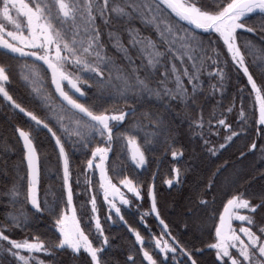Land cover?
<instances>
[{"label": "snow or ice", "instance_id": "6c2138e0", "mask_svg": "<svg viewBox=\"0 0 264 264\" xmlns=\"http://www.w3.org/2000/svg\"><path fill=\"white\" fill-rule=\"evenodd\" d=\"M134 17L154 29L156 38L143 36L139 29L132 27ZM252 17L257 19L249 23ZM242 32L264 33V0H33V3L0 0V53L18 59L34 58L33 64L26 65L31 70L34 85L43 79L36 62H43L51 71V84L58 93L54 99L42 84L33 88L30 100L43 113L37 115L10 94L5 86L9 76L5 67L0 65V98L7 106L24 114L30 129L16 127L26 161V191L22 185L13 183L10 195L15 203L23 191L24 200L33 210L28 213L22 206L19 212L7 214L8 222H0V264H46L39 253L63 248L75 254L86 253L89 257L86 264H112L106 254L110 246L109 236L105 234L97 205V194L101 191V206H107L105 222L112 221L115 216L126 225L134 234L138 251L143 252L147 264H181L182 260L187 264H202L172 235L169 224L161 217L154 184L148 185L150 205L143 209L139 204L143 199L142 182L128 176L119 180V184L131 194L130 199L112 183L105 162L109 159V152L116 150L114 145L121 141L130 150L131 161L137 169L145 166V152L151 151L156 142L172 147L169 144L172 129L167 119L172 104L188 101L189 96L201 95L205 84L210 89L208 95H219V103H222L225 84L230 83L233 68L246 77L240 91L250 85L251 116L242 96L234 121L230 122L229 114L236 107L235 99L219 113L213 109L207 121L201 112L194 126L202 128L207 123L209 135L213 125L226 132L221 137L222 143L211 144L210 140H204L207 151L213 156L228 146L234 137L247 135L249 120L257 135L264 139V36L257 45L247 37L242 38ZM122 33L127 34V44L121 38ZM110 49L119 55V62L117 56L110 54ZM256 53H259L258 59ZM250 68L257 69L259 76H254ZM192 107L202 109V105L194 102ZM143 108L148 111L141 112L140 116L152 117L147 124L136 117L137 110ZM217 115L221 118L216 119ZM130 117L136 122L123 132L117 131ZM42 132L54 139L58 150L57 164L62 169L61 188L51 201L47 197L41 201L38 196L41 164L47 159L38 151ZM134 132L142 134L143 147L132 135ZM199 135L203 139V131ZM216 135L220 136V132L217 131ZM97 140L103 143L91 148V157L87 159L82 175L85 177L84 189H91L93 169H98L99 186L90 199L86 198L90 209L81 205L77 216L73 203L71 157L77 150L87 151ZM247 148H259L264 154V143L258 145L255 139ZM244 154L241 152V157ZM171 156L182 157V152L173 148ZM221 170L217 169L214 176ZM114 171L120 175L123 169ZM171 171L172 178L165 181L169 186L181 179L179 166H174ZM75 184L77 188L81 187L79 176ZM217 191L215 179H210L203 192L198 194L204 198L197 200L200 209L206 210L213 205L212 211L201 215L211 220L215 229L213 243L208 245L209 249L215 250V264H229V261L230 264H264V212H261L264 210V191L256 202L238 192L223 204V211H219L217 197L212 195ZM122 208L139 211L138 222L148 232L147 239L128 223ZM258 212L261 213L259 221L256 219ZM45 214L53 221L57 239L46 244L38 237L12 238L13 229H26ZM150 215L161 226L158 236L147 223L146 217ZM187 215L191 216L192 211ZM234 217L241 222L239 229L232 227ZM81 221L85 222V227H81ZM89 234L98 243L94 244ZM146 243L154 246L156 255L145 248ZM25 250L27 255L23 254ZM126 264L137 262L129 255Z\"/></svg>", "mask_w": 264, "mask_h": 264}, {"label": "trees", "instance_id": "16d2710c", "mask_svg": "<svg viewBox=\"0 0 264 264\" xmlns=\"http://www.w3.org/2000/svg\"><path fill=\"white\" fill-rule=\"evenodd\" d=\"M28 3H33V0H27ZM257 17H252L249 23L255 21ZM115 24L116 21H113ZM186 24V22H185ZM132 27L140 30L143 36H152L154 39L155 31L152 28L146 27L138 17L132 20ZM118 31V29H113ZM264 33L259 35L256 33L242 32V38L247 37L259 45L261 37ZM121 38L125 44L128 42L126 33L121 34ZM215 39V37H212ZM204 39H208V35H204ZM226 52V49L223 50ZM110 54L117 56L119 62V55L114 49H110ZM256 58H259V53H256ZM225 58V57H222ZM251 59V57H249ZM34 63V59H18L12 56H5L0 53V65L5 67L9 76V81L6 83V88L13 95L19 103L29 110L36 111L37 115H43L36 108V105L30 100L33 93L32 73L29 67ZM40 77H42V87L53 96L55 99L58 95L55 93L54 86L51 84V74L48 69L41 63L36 62ZM254 76H259V71L255 68H250ZM232 76L230 83L225 84L226 92L222 103H219L221 97L219 95H208L210 89L205 84L201 95L193 98L189 96L188 101H180L172 104V110L168 114V122L171 124L172 138L169 139L168 144L156 142L151 151H146V164L142 168H135L131 161V153L126 143L121 141L118 145H114L115 151H111L109 159L107 160L108 172L112 179L119 182L124 176H128L134 180L142 182V205L144 208H149L150 201L147 195L148 185L154 184V191L156 193L157 206L160 209L161 217L169 224V230L172 235L176 236L181 243L185 244L193 252V257L202 264H215V250L209 249L208 245L213 243L215 229L212 227V221L206 220L201 215L202 212L212 211L213 205H209L208 209H200L197 204L198 199L204 197L198 195L203 192L205 186L210 179H215L218 191L212 193L217 197L216 205L219 211H223V204L232 196L239 193H245V198L257 201L259 194L264 191V154L259 151L248 149L247 146L255 139L259 144L264 143L252 127V122L249 120L247 135H239L234 137L233 141L228 146L217 152L215 156L211 155L204 145V140H210L211 144L222 143L221 137L226 134L222 129L216 128L213 125L211 135H209V126L205 123L202 128L195 127L194 122L203 113L205 121L209 119L210 113L213 109L217 113L223 111L235 99L236 107L230 115V122L234 121L238 114L240 106V97H245L246 110L251 116L252 97L248 95L250 85L240 91V86L245 84L246 77L242 73L237 72L235 68L232 69ZM27 77V79H26ZM88 79V77H85ZM31 80L32 82H29ZM259 82V81H258ZM187 83V82H185ZM171 86V85H170ZM87 90V88L85 89ZM189 92L191 89L189 88ZM202 105L201 108H193L192 103ZM123 103L122 101L120 102ZM156 105H153L155 108ZM147 108L138 109L136 117L143 120L145 124L148 123L150 116H140L141 112H147ZM221 118L219 115L216 119ZM27 118L19 110H15L0 98V222H8L7 214L19 212L23 206L28 213H32V208L24 200L23 191L18 200L13 203V198L10 195L12 184L22 185L23 190L26 191V161L23 159L22 142L18 138L16 127H24L26 131L30 130L25 123ZM135 118H128L123 127L117 131H125L129 125L134 124ZM203 131V139L199 135ZM220 132V136L216 132ZM136 136L137 142L143 147L142 134L132 133ZM174 138V143L172 139ZM151 139V138H150ZM38 151L41 152L47 159L42 160L41 164V182L39 185L38 196L43 201L45 197L51 201L54 194H57L61 188L62 169L57 164V152L54 139L47 132H42L38 141ZM99 144L98 140L90 145L87 151L77 150L72 154V168H73V202L77 208V215H80L81 205L90 209L87 204V199H90L91 194L96 193L98 188L99 178L97 176L93 179V190L84 189L85 177L82 173L86 169L87 159L91 157V148ZM211 144L208 147H211ZM175 148L182 152V157L173 158L171 156L172 149ZM245 153L241 157L240 153ZM174 166H179L181 169V179L179 183H174L169 186L165 183L166 180L171 179L173 173L171 169ZM114 169H123L120 175ZM217 169H222L218 175L214 176ZM135 173V175H134ZM80 177L81 187L77 188L75 184L76 177ZM87 198V199H86ZM103 196L101 192L97 194V205L101 215V222L104 224L105 234L109 236L110 246L107 249V258L112 264H126L127 257L132 255L136 259L137 264H147L143 260V252L139 250V244L135 242L134 234H132L128 227L123 223H113L112 221L105 222L104 216L107 211V206L103 205ZM192 211V215L187 213ZM264 212V210H261ZM125 219L128 223L141 232V235L148 238V232L145 231L144 226L139 223V213L131 211L124 212ZM261 213H256V219L259 221ZM147 223L151 226L152 231L158 236L161 232V226L153 216L146 217ZM219 216L217 214V221ZM38 222H33L28 225L26 229H13L11 235L13 239H39L45 240L48 244L49 240H55L58 233L52 228L53 221L47 217L37 218ZM188 225L187 229L185 225ZM240 224V221L238 222ZM81 227H85V222L81 221ZM87 232V228H85ZM255 231V229H254ZM89 238L93 239V243H98L94 237L89 234ZM167 238V237H165ZM145 248L156 255L154 246L152 244H145ZM199 250V251H197ZM27 255V250L23 252ZM41 259L46 264H86L89 257L86 253L75 254L68 248L52 249L51 253H39ZM158 259L162 257H157ZM14 264V262H10ZM181 264H187V261H181ZM230 264V261H229Z\"/></svg>", "mask_w": 264, "mask_h": 264}, {"label": "rangeland", "instance_id": "374dc122", "mask_svg": "<svg viewBox=\"0 0 264 264\" xmlns=\"http://www.w3.org/2000/svg\"><path fill=\"white\" fill-rule=\"evenodd\" d=\"M26 2H28L27 0H26ZM15 14V13H14ZM10 29H11V25H9L8 26ZM11 30H14V29H11ZM29 82H32L31 80H29ZM39 85H41V81L40 80H37V83H36V85H34V87L35 86H39ZM68 85H67V83L65 82V89L66 90H68ZM98 143L99 144H101V143H103L102 141H99L98 140ZM97 145H95V147H96ZM110 153H111V151L109 152V155H110ZM105 164H106V168H107V174H108V176L110 177V178H112L111 176H110V174H109V172H108V167H107V161L105 162ZM93 175L91 176V180L93 181V179H94V177L95 176H97L98 178H99V171H98V169H93ZM112 183L113 184H116L117 185V187L118 188H120L121 189V191H124L125 192V194L126 195H128L129 196V198L131 199L132 197H131V194H129V193H127V190L125 189V188H123L120 184H119V182H116V181H114L113 179H112ZM92 190H93V188H91ZM101 194H102V196H103V192L101 191ZM91 198V197H90ZM118 199V198H117ZM74 203V202H73ZM139 204H142V200H140L139 201ZM143 206V205H142ZM143 209H147V208H144V206H143ZM125 211H129V210H127L126 208H122V212H125ZM133 211H135V208H133V210L131 211V212H133ZM236 211H239V212H241V213H244L245 212V210H243V209H237ZM135 212H137V213H139V211H135ZM247 214H251V213H247ZM78 216V215H77ZM112 222L113 223H122V222H120V221H118V219L114 216L113 217V220H112ZM238 222H239V220L238 219H236L235 217L232 219V227L233 228H236V229H239V227H241V222H240V224H238ZM70 223V222H69Z\"/></svg>", "mask_w": 264, "mask_h": 264}, {"label": "water", "instance_id": "95a60500", "mask_svg": "<svg viewBox=\"0 0 264 264\" xmlns=\"http://www.w3.org/2000/svg\"><path fill=\"white\" fill-rule=\"evenodd\" d=\"M32 59H34V58H32ZM39 63H41L43 66H45L46 68H47V65H45V64H43V62H39ZM49 72H50V74H51V71L50 70H48ZM54 86V89H55V85H53ZM57 95H58V93H56ZM22 142V141H21ZM99 171V170H98Z\"/></svg>", "mask_w": 264, "mask_h": 264}]
</instances>
